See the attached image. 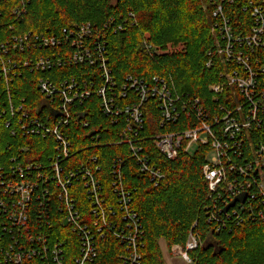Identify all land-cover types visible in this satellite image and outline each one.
Masks as SVG:
<instances>
[{
    "label": "built area",
    "instance_id": "obj_1",
    "mask_svg": "<svg viewBox=\"0 0 264 264\" xmlns=\"http://www.w3.org/2000/svg\"><path fill=\"white\" fill-rule=\"evenodd\" d=\"M246 6L252 20L246 35L234 33L220 3L212 10V16L219 20L212 25L214 48L208 54L216 56L223 68L221 80L208 86L216 102L211 110L197 96L183 98L176 94L162 77L153 76L146 81L126 75L118 83L107 68L104 55L110 21L103 27L85 21L68 28L73 51L66 59L63 43L54 33L29 31L13 35L6 43L0 42V78L6 85L13 79L9 71L20 64L9 58L10 49H50L49 54L35 56L32 62L27 58L21 60L35 70H50L65 62H86L102 68V80L96 87L93 81L79 85L74 78L53 81L39 77L37 88L43 96L40 106L47 109L39 116L30 115L21 106L15 107L8 98L5 112L11 120L6 125L12 127L15 120L17 129L25 134L52 136L56 154L50 156L46 168L42 164L16 162L9 174L0 173V264H105L99 260L97 241L107 235L124 247L118 254L121 264L142 263L141 221L130 206V192L121 181L120 167L113 170L111 186L115 198L111 202L102 196V184L95 175L97 167L82 164L64 168L60 164L70 154V141L61 128L72 118L71 108L93 92L99 97L102 114L112 124L123 123L120 143H127L139 171L146 173L154 184L164 178L163 173L149 162L147 152L135 141L149 100L155 101L160 126L178 123L182 116L188 120L184 129L162 132L152 138L166 158L172 160L179 152L191 154L200 147H208L202 173L209 195L215 198V194L222 201L213 213L219 226L226 228L231 218L237 224L241 222L235 204L239 210L253 214L255 203L257 216L264 218V5L249 1ZM12 12L20 16L24 9L15 7ZM211 64L209 60L207 66ZM225 91L228 99L218 101ZM81 125L90 124L82 121ZM13 127L12 133L16 131ZM74 179L83 181L90 202L87 216L82 215L70 197L68 188ZM242 194L243 202L236 201L224 210ZM54 198L57 202L53 206ZM197 246L198 238L191 230L184 245L174 244L170 248L174 255L191 264L189 253Z\"/></svg>",
    "mask_w": 264,
    "mask_h": 264
},
{
    "label": "trees",
    "instance_id": "obj_2",
    "mask_svg": "<svg viewBox=\"0 0 264 264\" xmlns=\"http://www.w3.org/2000/svg\"><path fill=\"white\" fill-rule=\"evenodd\" d=\"M249 1L264 5V0H0V42L6 43L13 35L29 31L54 33L63 43L66 59L73 51L68 28L85 21L103 27L110 21L104 55L107 68L118 83L126 75L146 81L153 76L162 77L176 94L183 98L197 96L211 110L216 102L208 86L221 80L223 68L216 56L208 54L214 48L212 25L219 20L212 16V10L220 3L234 33L246 35L252 24L246 8ZM15 7L24 12L20 16L13 14ZM49 53L50 49L44 48L9 51V58L20 64L9 71L13 79L8 85L0 78V173L9 174L16 162L42 164L46 168L50 156L56 154L52 136L25 134L17 129L15 120L12 127L16 131L11 132L12 127L6 125L10 119L5 112L8 98L15 107L21 106L30 115L39 116L47 110L40 106L43 96L37 88L39 77L53 81L74 78L79 85L93 81L95 87L102 80L98 64L91 67L86 62H65L44 71L23 65L26 58L32 62L35 56ZM209 60L211 66H207ZM221 98L227 100L228 92L218 101ZM71 117L61 128L70 141V154L60 164L64 168L82 164L97 167L94 170L102 184V196L111 202L115 198L111 186L113 170L120 167L121 181L130 192V206L141 221V264H165L159 240L163 239L168 248L184 245L191 230L199 241V246L189 253L191 264H264V218L257 216L255 203L253 214L234 205L242 216L238 224L231 218L224 228L214 218L213 213L222 201L215 194V198L209 195L202 173L208 147H200L191 154L179 152L171 160L154 146L152 138L156 134L187 127L185 117L178 123L160 126L155 101L145 104L143 126L135 141L143 146L149 162L163 173L164 178L157 184L139 171L127 143H120L123 123L112 124L102 114L94 92L71 108ZM82 121L90 125L83 126ZM257 137L254 135L255 140ZM68 189L82 215L87 216L90 202L83 181L74 179ZM56 202L52 199L53 206ZM220 216L224 217L222 213ZM97 247L101 262L121 264L118 254L124 247L115 237L107 235L97 241Z\"/></svg>",
    "mask_w": 264,
    "mask_h": 264
},
{
    "label": "rangeland",
    "instance_id": "obj_3",
    "mask_svg": "<svg viewBox=\"0 0 264 264\" xmlns=\"http://www.w3.org/2000/svg\"><path fill=\"white\" fill-rule=\"evenodd\" d=\"M111 1L113 2L114 0H111ZM159 245L163 253V259L165 261V264H189L183 261L181 257L174 255L171 248L170 247L168 248L166 246V243L164 240H160Z\"/></svg>",
    "mask_w": 264,
    "mask_h": 264
},
{
    "label": "water",
    "instance_id": "obj_4",
    "mask_svg": "<svg viewBox=\"0 0 264 264\" xmlns=\"http://www.w3.org/2000/svg\"><path fill=\"white\" fill-rule=\"evenodd\" d=\"M244 197H245V194H242V195L236 197L235 199H233V200H232V201H231V202H230V203L224 208V210L226 211L229 207L233 206L234 203H236V201H237V202H243Z\"/></svg>",
    "mask_w": 264,
    "mask_h": 264
},
{
    "label": "crops",
    "instance_id": "obj_5",
    "mask_svg": "<svg viewBox=\"0 0 264 264\" xmlns=\"http://www.w3.org/2000/svg\"><path fill=\"white\" fill-rule=\"evenodd\" d=\"M160 240H163V239H160ZM160 240H159V241H160Z\"/></svg>",
    "mask_w": 264,
    "mask_h": 264
}]
</instances>
